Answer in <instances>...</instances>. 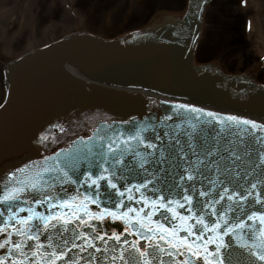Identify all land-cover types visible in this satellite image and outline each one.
<instances>
[{"label": "snow or ice", "instance_id": "6c2138e0", "mask_svg": "<svg viewBox=\"0 0 264 264\" xmlns=\"http://www.w3.org/2000/svg\"><path fill=\"white\" fill-rule=\"evenodd\" d=\"M182 108H187V105H180ZM195 110V109H194ZM200 111V110H195ZM209 116H213L214 114L209 112ZM228 121H237L239 122L238 117L229 116L226 118ZM243 123L245 125H251L253 128H262L264 129V126L257 125L254 121L249 120H243ZM61 131H63V128L61 127ZM143 131V128L136 131L134 136H129V140L131 139H137L138 141H142L144 138L141 137L140 133ZM48 137L44 136L41 138V142L46 140ZM160 137L157 136L156 139H159ZM109 151H112V144L110 143L108 145ZM148 147L150 148H156L157 146L155 144H148ZM89 154L96 155L99 163H94L92 160H89ZM122 152L119 153H113L112 160H111V167L115 168L116 165L121 164L122 161L120 159H117L118 156H121ZM148 155H153V153H148ZM161 155H163V152H161ZM207 155H211V152L207 153ZM235 155V153H233ZM84 160H88L89 164V171L86 174V178L84 181L85 185H95L94 189V195H87L85 194L83 198L80 200L79 203H73V201L77 200V197H69V199H59L58 204L61 209L68 208L70 209L71 216L69 217V214L64 211L54 212L50 216H45L40 213H33L32 215H29L27 217H20L19 223L20 224H27L28 221L32 220L33 217H38L44 224L45 230L51 226L52 228H56L55 224L50 225L49 222L55 220L57 223L60 221H63L64 225H67L69 223V220L73 221H80L81 215L83 214L85 217H87L86 220L83 221L84 225H87L88 227L95 229V224H89V221L91 220H99L103 221L105 219V216H109L112 219H119L123 220L126 223V227L124 228V232H129L131 230H135L134 234L137 236H141L142 239H145L149 243V247L152 248L153 254L164 251V248L161 246V241H165L167 246L172 249V251L167 252V255L169 257H173L174 255H182L184 253H191L192 257H200L201 256V250L203 253H206V255L203 256V260L205 264H224V257L221 255V249L225 247H230V244H225L224 237L228 236L230 233L236 237L237 243L241 242L242 236L240 233H237L235 230L240 229L241 231L246 227L245 221L243 219H240L239 217H234L233 219L237 222L235 223H229L227 219H224L223 217H217L216 220H208L206 221L204 218V215L196 216L195 213H192V209L189 208L188 211L192 213L190 216H185L182 213L178 212L176 210L177 207L183 208L184 204L180 202V200H169L165 202V197L163 195L159 196L158 199L150 200V198L146 197L143 193L140 195V201H143L144 205L146 207L150 206V211L146 213L145 215H140L139 213L143 212L144 209L141 208L139 210L127 207L124 204L123 198L125 197V192H128L129 195L127 196V199L129 201L133 200L135 197L131 194V189H128L127 187L124 188L123 191L120 190L117 183L114 182L115 179H117L116 172L109 171V168L104 167L105 164H108L109 161L107 159V156L104 153L99 154H92L91 150L89 149V153L84 154L82 157ZM73 157L70 153H66L63 159L59 158V155L57 156L56 163L57 165H63L62 167H58L57 170L60 172H63L64 178H66L71 183L75 184L78 183L77 180H73L72 176L69 175V171L75 172L79 166H80V159ZM147 163V160H142L140 167L143 168L144 164ZM98 168L100 171L97 175L93 176L92 168ZM50 170V169H49ZM145 171H147L145 169ZM107 174V175H105ZM122 178V177H121ZM183 179V177H181ZM189 180H192L193 177L191 175L188 176ZM101 180H107V184L115 190L113 193H109L105 191L103 194L99 191L101 188L100 181ZM28 187V185H24L21 188H13L10 191H5L4 196L0 199H3L5 201L13 200V199H19V193L25 191V189ZM31 187L35 189L37 187L36 183H32ZM43 185H41V188ZM146 187V184H142L139 187L136 188V191H139L140 188ZM255 187V185H253ZM158 191L157 189L153 190ZM187 191V190H185ZM225 192L228 191L227 188L224 189ZM44 197L43 201L40 199H35L36 204H41L48 202L51 207L55 208V204H51L50 202L54 199L52 195H49L47 193L42 192L41 193ZM101 195L105 196L107 200L113 205V207H104L101 211L95 212L89 210L87 204L90 202L92 204H100L101 201ZM201 196H205L206 193L201 191L199 193ZM181 199L187 203H191L192 197L188 195H182ZM221 200L224 199L223 196L220 197ZM229 200L232 199L231 196L228 197ZM241 199H244L243 196H241ZM117 203H119L120 208H126V211H120L118 208H116ZM173 205V206H169ZM211 205L207 202L202 203L201 210L210 207ZM116 209V210H114ZM160 209H167V212L171 213V217L167 216L164 212H161ZM8 212H12L11 207L7 209ZM31 211V209L29 210ZM136 213V215H130L131 213ZM160 213V216L163 218V222L160 220H152V217L157 213ZM3 213H0L2 215ZM216 214V210L213 208L212 215L214 216ZM245 215V212L243 211V208L241 206V216ZM15 216V213H12V216H9L8 219L11 220ZM249 220H257L261 226H264V210L260 212H252L250 216L247 217ZM190 220H195V223H189ZM178 221L179 223H172ZM171 224V226H169ZM152 225H155L154 227ZM76 227H80L79 224L76 225ZM251 230V226H247ZM32 228L35 229L34 235L30 237V239L39 241V233L41 232V228L39 225H33ZM8 230V225L5 224L3 228H0V231L6 232ZM14 231H16L19 235L24 236L26 239L28 237V233L21 231L18 228H14ZM31 230V229H30ZM59 233L60 230L56 229ZM145 230V231H141ZM72 240H73V247H82L81 245H77L74 243V240L85 238V244H90V242L95 240H103L104 237L97 233L95 236H90L88 233H77L75 228L72 230ZM183 231L186 233V235H179V232ZM210 235H207L209 234ZM115 240H120V235L113 233L112 234ZM207 235V238H205ZM259 236H260V242L259 244L253 243L251 247H248V245L245 243L242 246L248 248V251L251 255H255L259 261L264 262V227H261L259 230ZM194 238V239H193ZM251 238V237H250ZM49 245H52V240L49 237ZM61 239L63 244L66 246L69 243L68 239H65L61 235ZM9 243V241H5L3 244H0V248H5L6 245ZM124 244H129V241L127 238L123 241ZM215 245V251L211 252L208 248V245ZM23 242L21 243H13L12 247L15 248L21 257H24L26 254L22 251ZM29 249H31L32 245H27ZM39 247V245L37 246ZM131 247H134L137 249L139 254L141 256H145L143 264H150V261L147 259L145 252L140 251V249L137 247V245L133 244ZM184 249V253L180 252V249ZM259 248V251H253V249ZM82 250H86L83 249ZM10 251V250H9ZM33 256L37 254V252L32 253ZM51 259L49 260V264H55V259H58L59 256L65 255L64 252H60L59 256L55 251L48 254ZM209 256H212V259H209ZM0 264H7V257L4 259H0ZM11 264H24L23 260H15L12 261ZM183 264H187V261L183 262ZM193 264H196L195 261H193ZM250 264H256L255 261L250 260Z\"/></svg>", "mask_w": 264, "mask_h": 264}, {"label": "rangeland", "instance_id": "374dc122", "mask_svg": "<svg viewBox=\"0 0 264 264\" xmlns=\"http://www.w3.org/2000/svg\"><path fill=\"white\" fill-rule=\"evenodd\" d=\"M85 1L86 0H0V46H2L4 43L8 44L7 41H9L11 43V48L13 47V53L17 54L39 44V42L51 40L52 38L60 36L69 30H72V28H74L75 26L73 23H71L70 25L65 24L66 26H63L65 28H60L59 24L58 26H55L53 28H50L49 26L51 23L57 22L61 19L63 11L66 10V5L64 6L65 2L71 5V8L73 7L74 9H77V7H79L77 5L80 4L81 6L85 3ZM221 4L222 2L220 1L219 10L224 9L225 7L224 2L223 7L221 6ZM260 8L255 6L253 3H250V6H247L246 8V13L250 14V16H252L256 22L263 18V21H260L261 23H264V7ZM86 11L89 12V15H93L92 13H90L92 12L91 10L86 9ZM133 12L136 13L137 9H133ZM216 18L217 16H215V19ZM66 19L68 20V18ZM136 20L137 18H134V20H132L130 24L134 25L135 23L132 22H135ZM92 21L94 25H92V23H88V27L97 31L99 30V32H101V30H104V25H106L104 23L106 22L102 21V17L97 21V23L93 19ZM97 24H99V26ZM210 27L211 23H209L208 27H205L204 30L206 35L207 33H210L211 30H208ZM37 30H47L45 31L47 33L46 39L35 42L33 40V37L29 36L32 34V32ZM29 37L31 38L29 39ZM216 43L217 39L215 38L214 45H216ZM247 43L248 48L245 51V54H232L234 61L230 63L220 54V51L219 54H217V52L210 53L212 48L208 47L211 49L205 51L204 46L202 45V48H200L199 50V59H205L207 58V56L216 57L220 60H225L224 62L229 68H233L235 71L242 70L244 69L246 60L251 59V62H254L257 59V56L264 50V39H259L258 33H254L251 38H248ZM203 45L207 47L209 45V42L203 43ZM210 54L212 55L210 56ZM12 56V53H3L0 47V70L2 62L8 58H11ZM259 75L264 78V68H261V72H259ZM1 83L2 80L0 73V85Z\"/></svg>", "mask_w": 264, "mask_h": 264}, {"label": "water", "instance_id": "95a60500", "mask_svg": "<svg viewBox=\"0 0 264 264\" xmlns=\"http://www.w3.org/2000/svg\"><path fill=\"white\" fill-rule=\"evenodd\" d=\"M174 36H176V39H180V37H179V34L178 33H176ZM72 41H74L75 42V39L74 40H72ZM58 44H65V43H63L62 41H60V42H57ZM72 43V42H71ZM77 48H80L79 46L77 47ZM110 48L112 49V51H115V49H116V46L114 47V46H110ZM118 49V48H117ZM121 49V48H120ZM119 49V50H120ZM77 51H79V50H77ZM61 57V56H60ZM79 57H83L82 55H79ZM26 63V64H28V65H32L34 62H35V59L33 58V59H30L29 57H24V58H22V59H20V60H18V61H16V64L14 65V69H15V66L17 67V65L18 66H20L21 67V65L23 64V63ZM48 66V65H47ZM9 67H11V65L9 66ZM69 68L70 66H67V65H65V67L64 68ZM68 68L66 69V70H68ZM8 69V68H7ZM12 69H13V66H12ZM29 69V68H28ZM70 69V68H69ZM38 70V69H37ZM37 70H34L33 69V71L35 72V71H37ZM9 71V70H8ZM33 71L31 72V71H27L28 73H33ZM59 72H61V73H63V71H59ZM59 72H56V73H58V75H61V76H63V74H60ZM36 75H39V73H35ZM12 78V77H11ZM65 80H68V79H65ZM76 91L77 92H80V93H85V91H79L77 88H76ZM261 104V103H260ZM262 106H264V103L263 104H261ZM94 108H96V109H101V107L100 106H98L97 104H95V107ZM7 110H8V108H5V109H3V110H1L0 111V113H4V114H6L5 112H7ZM10 113V112H9ZM11 114V113H10ZM9 114V116H11ZM7 115V114H6ZM8 116V115H7ZM66 122H69L70 121V119L68 118V117H66V120H65ZM46 144H48V143H46Z\"/></svg>", "mask_w": 264, "mask_h": 264}, {"label": "bare ground", "instance_id": "6f19581e", "mask_svg": "<svg viewBox=\"0 0 264 264\" xmlns=\"http://www.w3.org/2000/svg\"><path fill=\"white\" fill-rule=\"evenodd\" d=\"M105 1H107V0H105ZM117 1L119 2V0H117ZM251 1H252V0H251ZM254 1H255V0H254ZM254 1H253V2H254ZM247 2H248V5H249V2H250V1L247 0ZM255 2L259 5V2H261V1H260V0H257V1H255ZM240 3H242V1H241ZM239 7H240V6H239ZM71 11L73 12V10H71ZM64 13L66 14V17H68L70 14H71V16H72V14H73V13H71V12H70V13L68 12V13H69V15H68V14L66 13V11H64ZM78 14H80V12H79ZM63 16H65V15L63 14ZM71 16H70V18H71L72 22H70V24L73 23V22L76 23V24H83V22H82L83 20H81L79 17H77V18H76V17L73 18V17H71ZM84 22L86 23L87 20H85ZM51 27H52V26H51ZM35 34H36V33H35ZM46 35H47V34H46ZM33 37L35 38V42H36V41H41V40L44 39L46 36H45V32H44V31H43V32H42V31H41V32L39 31V32H37V34H36L35 36H33ZM58 37H59V36H57V42H60V40H59L60 38H58ZM30 38H31V37H29V39H30ZM45 39H46V38H45ZM9 43H10V42H9ZM2 46H6L7 48H11L10 45H6V44H4V45H2ZM11 49H12V48H11ZM18 56H19V55L14 54V58H16V61L22 59V58H20V57H18ZM26 57H27V56H26ZM23 58H24V57H23ZM5 65H6V64H5ZM8 66H10V64H8ZM6 68H8V67H6ZM72 68H73V67H71L70 69H72ZM72 70H73V69H72ZM72 70H71V71H72ZM3 95H4V91H3ZM1 100H2V99H1ZM3 109H5V108H4V107H0V111L3 110Z\"/></svg>", "mask_w": 264, "mask_h": 264}]
</instances>
